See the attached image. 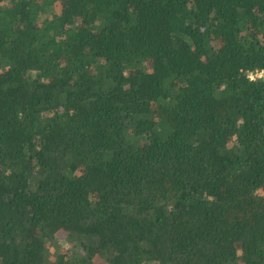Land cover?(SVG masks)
Wrapping results in <instances>:
<instances>
[{
  "label": "trees",
  "instance_id": "16d2710c",
  "mask_svg": "<svg viewBox=\"0 0 264 264\" xmlns=\"http://www.w3.org/2000/svg\"><path fill=\"white\" fill-rule=\"evenodd\" d=\"M0 264H264V0H0Z\"/></svg>",
  "mask_w": 264,
  "mask_h": 264
},
{
  "label": "rangeland",
  "instance_id": "374dc122",
  "mask_svg": "<svg viewBox=\"0 0 264 264\" xmlns=\"http://www.w3.org/2000/svg\"><path fill=\"white\" fill-rule=\"evenodd\" d=\"M251 75H252V77H260V76L263 75V72L262 71H257V72L252 73ZM66 248H67V244H63L60 249L66 250ZM53 250L54 249L52 247H50V252H53Z\"/></svg>",
  "mask_w": 264,
  "mask_h": 264
},
{
  "label": "clouds",
  "instance_id": "9594fccd",
  "mask_svg": "<svg viewBox=\"0 0 264 264\" xmlns=\"http://www.w3.org/2000/svg\"><path fill=\"white\" fill-rule=\"evenodd\" d=\"M250 79H253L252 75H250Z\"/></svg>",
  "mask_w": 264,
  "mask_h": 264
}]
</instances>
